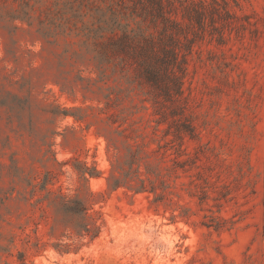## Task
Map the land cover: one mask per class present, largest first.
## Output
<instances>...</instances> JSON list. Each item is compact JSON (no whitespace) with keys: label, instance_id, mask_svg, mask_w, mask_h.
I'll use <instances>...</instances> for the list:
<instances>
[{"label":"rangeland","instance_id":"rangeland-1","mask_svg":"<svg viewBox=\"0 0 264 264\" xmlns=\"http://www.w3.org/2000/svg\"><path fill=\"white\" fill-rule=\"evenodd\" d=\"M143 2L0 0V264H264V0H206L182 92L158 105L135 62L160 29ZM115 19L118 52L95 36Z\"/></svg>","mask_w":264,"mask_h":264},{"label":"trees","instance_id":"trees-1","mask_svg":"<svg viewBox=\"0 0 264 264\" xmlns=\"http://www.w3.org/2000/svg\"><path fill=\"white\" fill-rule=\"evenodd\" d=\"M182 8V19L175 16L174 9H166L165 0H145L144 11L139 15V17L144 18L143 20L149 19L150 22L158 26L157 33H149L144 39V45L140 47L137 56V65L139 74L150 87L155 104H159L158 99L171 100L175 94L182 92V75L185 73V65L187 63V56L192 50V44L195 41V37L198 36V32L194 38L190 37L183 25L186 24L188 19L193 25L194 23L198 25L201 31L206 29L207 22V10H206V0H202L199 3L191 2L190 0H178ZM30 6V3H27ZM28 14V12H26ZM227 13V11H226ZM111 18V17H110ZM107 20L108 23L110 21ZM215 22L214 17H212ZM158 24V25H157ZM194 27V25H193ZM104 30L96 31V38L105 39L98 43L103 45L106 39L110 38L111 42H107V46L113 49L114 52H118L124 49V44L121 43L124 39H127L129 32L131 30L127 29L117 19L113 20L108 27H100ZM184 29V30H183ZM216 29V28H215ZM121 30L122 34L117 32ZM107 32L104 35V32ZM142 36L144 30H141ZM193 34V33H192ZM118 37V38H113ZM184 35L186 38V44L180 41L178 36ZM222 37L219 38V41ZM103 53V52H102ZM104 54V53H103ZM105 55V54H104ZM106 57V56H105ZM107 59V57H106ZM30 102V100H28ZM155 105V106H157ZM68 110L64 109L63 114L67 115ZM179 127L180 130L186 128V125ZM131 152L135 155L137 160V149L131 148ZM133 164L136 161H132ZM133 169H135L132 166ZM52 175V173H49ZM80 179L83 181H88L90 177H97L101 172L95 167H89L82 164L79 168ZM109 181V187L111 189H118L121 186H126L128 188H134L137 192V185L133 183L127 175L124 177L112 174L107 178ZM33 184V183H32ZM36 184H33V186ZM44 189L48 190V198L53 195L54 198L51 200L58 206L59 211L67 216H72L77 219L75 223V228L77 232L81 235L90 233L98 229V226L94 221H88L89 215L87 214V208L84 201L79 198H69L61 190L59 192L52 193L47 187V182L44 183Z\"/></svg>","mask_w":264,"mask_h":264}]
</instances>
